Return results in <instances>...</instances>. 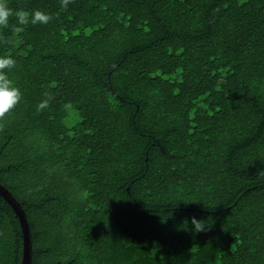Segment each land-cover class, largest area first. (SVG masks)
<instances>
[{
    "label": "trees",
    "instance_id": "trees-1",
    "mask_svg": "<svg viewBox=\"0 0 264 264\" xmlns=\"http://www.w3.org/2000/svg\"><path fill=\"white\" fill-rule=\"evenodd\" d=\"M6 4L0 184L31 264H264V0ZM23 247L0 194V264Z\"/></svg>",
    "mask_w": 264,
    "mask_h": 264
},
{
    "label": "clouds",
    "instance_id": "clouds-1",
    "mask_svg": "<svg viewBox=\"0 0 264 264\" xmlns=\"http://www.w3.org/2000/svg\"><path fill=\"white\" fill-rule=\"evenodd\" d=\"M11 12L7 7L6 0H0V25H6ZM49 17L45 13L36 11L32 14V22L46 23ZM20 23H25L26 20L23 15L19 17ZM15 61L8 56H0V116L12 110L21 100V92L6 76L4 69L13 67ZM47 101H42L39 108L45 107ZM198 220L196 217H191L192 231L200 232L209 224Z\"/></svg>",
    "mask_w": 264,
    "mask_h": 264
},
{
    "label": "water",
    "instance_id": "water-1",
    "mask_svg": "<svg viewBox=\"0 0 264 264\" xmlns=\"http://www.w3.org/2000/svg\"><path fill=\"white\" fill-rule=\"evenodd\" d=\"M0 194L3 197H5V199L11 204L21 224V229L23 233V246H24L22 264H31L32 244H31L30 227L26 218V214L24 210L21 208L18 201L11 194V192L7 188H5L2 184H0Z\"/></svg>",
    "mask_w": 264,
    "mask_h": 264
}]
</instances>
